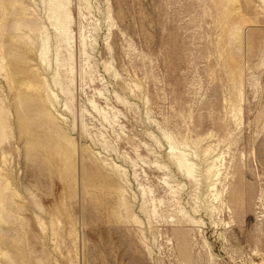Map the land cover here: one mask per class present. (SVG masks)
I'll list each match as a JSON object with an SVG mask.
<instances>
[{
    "label": "rangeland",
    "instance_id": "obj_1",
    "mask_svg": "<svg viewBox=\"0 0 264 264\" xmlns=\"http://www.w3.org/2000/svg\"><path fill=\"white\" fill-rule=\"evenodd\" d=\"M0 264H264V0H0Z\"/></svg>",
    "mask_w": 264,
    "mask_h": 264
}]
</instances>
